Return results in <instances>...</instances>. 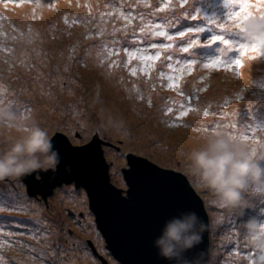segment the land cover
Instances as JSON below:
<instances>
[{
	"label": "rangeland",
	"instance_id": "obj_1",
	"mask_svg": "<svg viewBox=\"0 0 264 264\" xmlns=\"http://www.w3.org/2000/svg\"><path fill=\"white\" fill-rule=\"evenodd\" d=\"M35 1L0 0V98L10 100L21 119L34 118L49 130L60 129L72 142L91 129L110 134L104 154L110 177L118 185L125 179L120 171L132 152H150L168 163L189 178L207 207L212 242L204 264H238L237 254L238 261L250 258L252 264H264V247L236 237L237 231H245L244 222L264 211V193L245 192L248 203L239 212L227 210L214 204L213 197L186 174L185 165L186 153L197 144L199 134L213 129L225 131L226 125H235V135L256 137L257 144L264 140V50L243 60L240 45L246 41L236 30L231 32L236 27L228 19L232 11L241 12L243 2L255 6L248 9L252 13H261L264 0H233L232 8L226 0H116V5L115 0H42L49 9L32 6ZM89 18L94 22L87 26ZM21 23L24 27L19 32ZM161 24L168 35H153ZM179 32L185 35L180 37ZM213 36L221 39L213 40ZM185 37L190 40L184 41ZM191 40L201 44L200 51ZM226 41L234 47L223 54ZM151 44L172 47L153 49ZM176 45L198 55L188 50L173 52ZM146 56L154 59L141 58ZM217 58L227 63L240 59V74L235 66L205 67ZM189 60L195 61L191 67ZM86 76L91 82H83ZM145 125L150 126H146L148 134L143 132ZM135 130L139 131L132 134ZM0 132L10 134L7 129ZM67 184L55 186L46 196L56 206L55 216L20 178L0 180V196H8L15 205L14 210L0 213L4 264L50 261L49 245L54 248L57 240L68 249L70 264H88L71 247L80 235L71 210L85 207L87 192L79 187L84 195L62 193L61 188L76 187ZM65 226L72 229V233L67 229L71 239L61 231ZM93 235L98 241L92 244L102 243L100 252L108 260L107 243H99L98 235Z\"/></svg>",
	"mask_w": 264,
	"mask_h": 264
},
{
	"label": "water",
	"instance_id": "obj_2",
	"mask_svg": "<svg viewBox=\"0 0 264 264\" xmlns=\"http://www.w3.org/2000/svg\"><path fill=\"white\" fill-rule=\"evenodd\" d=\"M49 131L60 156L57 169L33 173L20 180L30 193H38L55 216L56 206L46 194L52 193L57 185L72 182L87 192L90 209L107 247L120 264H172L158 255L152 241L165 220L192 210L204 222L205 229L200 242L188 249L184 257L204 264L210 248L209 215L184 175L150 152H132L120 171L125 180L118 185L110 177L109 164L103 155L110 134L91 129L72 142L60 129ZM47 187L49 192H44ZM95 252L90 261L95 264V257L101 264H107L96 249Z\"/></svg>",
	"mask_w": 264,
	"mask_h": 264
},
{
	"label": "clouds",
	"instance_id": "obj_3",
	"mask_svg": "<svg viewBox=\"0 0 264 264\" xmlns=\"http://www.w3.org/2000/svg\"><path fill=\"white\" fill-rule=\"evenodd\" d=\"M236 28L246 41L245 45H256L257 53L264 50V16L253 13ZM0 129H7L10 133L5 136L0 132V180L19 179L57 169L60 156L52 144L53 133L34 118L21 119L12 102L6 98H0ZM103 155L106 161L104 150ZM185 165L186 174L194 177L198 186L227 210L239 212L248 203L245 192L255 190L264 193V140L254 144L224 131L210 130L199 134L197 144L186 153ZM186 179L192 185L189 178ZM65 185L68 184L62 183L60 187ZM77 210L85 215V207L74 208ZM90 213L94 214L92 210ZM89 216L88 213L87 217H81L84 227ZM262 225L254 217L244 223L243 238L248 244L264 247ZM76 228L79 232L82 230V226L76 225ZM204 229L205 224L195 211H183L164 221L152 244L158 255L172 264H196V261L185 258L184 253L200 242ZM209 236L211 238V223ZM87 246L90 249L89 243ZM80 250L76 253L83 255Z\"/></svg>",
	"mask_w": 264,
	"mask_h": 264
},
{
	"label": "snow or ice",
	"instance_id": "obj_4",
	"mask_svg": "<svg viewBox=\"0 0 264 264\" xmlns=\"http://www.w3.org/2000/svg\"><path fill=\"white\" fill-rule=\"evenodd\" d=\"M232 2H233V0H226V6L229 8H232ZM240 7H241V12L232 11L228 17L229 21H231L235 27H239L242 20L247 18V16L253 14L248 9L250 7H255V6L254 5L250 6L246 2H243V3H241ZM260 14L262 16H264V10H262ZM121 15H123V13ZM126 19H127V17H126ZM213 23H215V21H213ZM164 27H165L164 24L159 25L158 28L161 30L153 31L152 34L156 35V36H167L168 35L167 32L163 30ZM217 27L221 28V29L227 28V26L224 24H217ZM143 31H144V29L141 28V32H143ZM177 35L180 37H183L185 35V32H179V33H177ZM168 39L171 40L172 37L168 36ZM212 39L213 40L221 39V37L213 36ZM145 42H147V41H145ZM197 42L198 41L194 40L191 43L194 44ZM226 43H228V42L226 41ZM151 47L153 49H169L172 46H171V44H151ZM240 48H241V55H244V54L248 53L249 51H251V53H253V54H257L256 45L248 46L245 44H241ZM181 50L183 52H186L188 49H187V47H183ZM155 55L157 57H159L160 51H156ZM141 58L146 60V61H151L152 59H154V57H151V56H146V57H141ZM169 59H171V58L169 57ZM194 62L195 61H193V60H189L188 61V67H191V65ZM241 63H242V61L240 59H235L231 63H227L224 60L217 58V59L210 61L208 64L205 65V67L211 68V67H215L216 65H219V64H225V67H228V68L235 66L236 74L239 75L240 74L239 69H240ZM168 67L171 68L172 65L169 64ZM162 75H163V73H162ZM168 79L171 80V79H173V77L169 76ZM0 90H2V89H0ZM237 99H239V95H237ZM25 110H27L26 106H25ZM169 111H171V109H169ZM207 114H208L207 111H205V115H207ZM181 115H183V113H181ZM209 127H211V125H209ZM234 128H235V125H231V126L226 125L224 132L226 134H229V135L237 136L233 133ZM213 130L216 131V129H213ZM238 136L241 139L248 140V141L251 139L252 142H254V144H257L256 137H249V136H244L241 134ZM60 191L62 193H65V194L72 193V194H75L76 196L84 195L83 193H81L79 186L69 187V188H61ZM214 204H217V202L214 201ZM14 208H15V205L13 203L9 202L8 196H0V213L6 212V211H12V210H14ZM262 227H264V225H262ZM64 231H65L66 236L69 239H71V234L67 232V226H65ZM36 234L38 235L39 231H37ZM77 246H81V242H79V241L73 242L72 247H77ZM82 246L86 249V251H88L90 253L91 250L88 249L86 242L83 243ZM49 247L51 249L52 260H50V261L45 260L44 264H70L69 258L67 257L68 249H66L63 245L59 244L58 240H57L56 246L54 248H52L51 245H49ZM40 251L43 253V250H40ZM41 258L43 259V256ZM93 259L95 261V264H101L100 261H96L95 257H93ZM261 259H264V256H262ZM0 264H4V262L2 260H0Z\"/></svg>",
	"mask_w": 264,
	"mask_h": 264
},
{
	"label": "flooded vegetation",
	"instance_id": "obj_5",
	"mask_svg": "<svg viewBox=\"0 0 264 264\" xmlns=\"http://www.w3.org/2000/svg\"><path fill=\"white\" fill-rule=\"evenodd\" d=\"M38 199V198H37ZM87 204H88V200H87ZM74 214H75V216H74V220H73V223L75 224V225H77L78 227H80V226H82V230L80 231V235H79V238H78V240L77 241H79V242H81V241H83V240H85V241H87L88 243H89V245H91V252H93V253H89L88 251H86V249H81L80 250V246H77V247H72L73 248V250L75 251V252H77V251H79L80 250V252L83 254H85V256H91V258H92V256H94V254H96V252H95V249H96V251L98 252V254L99 255H103V256H105L106 254H103L102 252H100V249H99V246L97 245V243H95V245H93L92 244V240H95V242H97L98 241V239H96V237L93 235V233H96L97 235H98V237H99V243L101 242V241H103L104 240V238H103V235H102V233H101V231H100V229H99V227H98V223H97V221H96V218L94 219V217L92 218V216H93V214L92 213H90V211L88 212L89 214H90V216H89V218H88V222H87V226L86 227H84V223L82 222V220H81V217H85V215H84V213L81 211V210H77V212L76 211H74V210H71ZM80 224V225H79ZM64 228L65 227H62L61 228V231L62 232H64L63 230H64ZM71 233H72V231L70 230L71 228H67ZM76 240H73V242H75ZM67 242V241H66ZM73 244V243H72ZM105 243H103V245H104ZM100 247H102V243H101V246ZM104 247H105V245H104ZM98 255V256H99ZM68 256L70 257V253L68 252ZM99 258V257H98ZM39 260V259H38ZM40 261V263H42V261L41 260H39ZM93 261V260H92ZM106 263L107 264H120V262L112 255V253H111V251H110V249H109V257H108V260L106 261ZM44 264V263H43Z\"/></svg>",
	"mask_w": 264,
	"mask_h": 264
},
{
	"label": "bare ground",
	"instance_id": "obj_6",
	"mask_svg": "<svg viewBox=\"0 0 264 264\" xmlns=\"http://www.w3.org/2000/svg\"><path fill=\"white\" fill-rule=\"evenodd\" d=\"M234 30H236V33H238V34H240V32H239V30L236 28V29H233L231 32H234ZM241 35V34H240ZM144 36H145V34H144ZM192 41H194V40H192ZM191 41V42H192ZM196 41V40H195ZM193 44V43H192ZM194 45H195V47H196V49L197 50H199L202 46H201V44H199L198 42L197 43H194ZM208 47H211L212 45H210V44H208L207 45ZM229 47H234V45H232L231 43H228L227 44V46H226V49H224L223 51H222V53L223 54H227V53H229ZM173 49H176L175 47L173 48ZM173 52H175L174 50H172ZM189 52H193V49H189L188 50ZM251 52H248V53H246V54H244V55H242V59L244 60V59H246V58H249L248 56H249V54H250ZM161 58H163V57H161ZM89 76V75H88ZM90 77V76H89ZM79 80H81L80 78H79ZM79 80H78V82H79ZM85 81H89V82H91L88 78H87V76L85 77V79L83 80V82H85ZM77 81H76V83H78ZM83 82H81V83H83ZM81 83H80V85L79 86H81ZM75 84V83H74ZM132 87H134V86H132ZM77 90H78V88H77ZM65 97V96H64ZM130 97H132V95H130ZM132 102V101H131ZM115 121L116 122H118V118H116L115 117ZM149 128V126L148 125H145V130L143 131L144 133H146V134H148V132H149V130H148V128ZM139 131V130H138ZM138 131H133L132 132V134H136ZM131 134V135H132ZM169 137H171V134L169 135ZM149 142V141H148ZM147 143V142H146ZM133 145H135V146H137V147H139L138 145H136L135 143H132ZM142 148V147H141ZM65 186H67V185H65ZM62 187H64V186H62ZM57 189H59V188H57ZM86 197H88V195L86 196ZM37 198L38 199H40V197L37 195ZM212 200H214V199H212ZM87 201L85 200V203H86ZM251 203H254V201L253 200H251ZM260 204V203H259ZM46 209V208H45ZM262 210V209H261ZM61 209H60V213H61ZM88 212H89V206H88V204H86L85 205V215H86V217H87V215H88ZM215 213H217V211H214V214ZM255 217H257V221H258V223H261V224H264V211H260V216L259 215H256ZM240 223H243V221H240ZM245 223V222H244ZM73 225L76 227V225L73 223ZM70 230H72V229H70ZM238 236H241V237H244V232H241V231H237L236 232V237H238ZM214 237H216L215 235H214ZM216 239V241H217V237L215 238ZM246 240L245 239H243V241H242V243L243 242H245ZM242 243L240 244V247H241V245H242ZM27 245V244H26ZM238 256H239V254H237L236 255V261L238 262V264H252V260L250 259V258H241V259H239V261H238ZM82 259L81 260H84L86 263H88L89 264V258H88V256H85L84 254L82 255ZM216 263H218V258H216ZM40 264H43V263H40Z\"/></svg>",
	"mask_w": 264,
	"mask_h": 264
},
{
	"label": "trees",
	"instance_id": "obj_7",
	"mask_svg": "<svg viewBox=\"0 0 264 264\" xmlns=\"http://www.w3.org/2000/svg\"><path fill=\"white\" fill-rule=\"evenodd\" d=\"M39 2V3H38ZM127 2V1H126ZM40 5V7H45V8H47V9H49V7H47V6H44V5H42V4H44L43 2H42V0H37V1H35L33 4H32V6H34V5ZM115 5H116V0H115ZM14 7H18V5L17 6H14ZM108 15H109V13H108ZM94 22V20L93 19H88L86 22H85V25H87V26H90L92 23ZM24 27V23H21L20 24V28H19V32H20V30L22 29ZM96 27V26H95ZM36 28H38L37 27V24H36ZM38 29H41V28H38ZM111 31H112V29H111ZM51 40L53 41V40H56V38H51ZM20 47V46H19ZM161 165V164H160Z\"/></svg>",
	"mask_w": 264,
	"mask_h": 264
}]
</instances>
